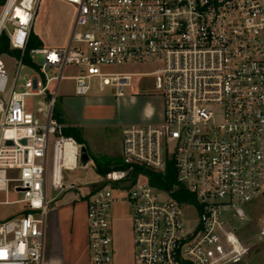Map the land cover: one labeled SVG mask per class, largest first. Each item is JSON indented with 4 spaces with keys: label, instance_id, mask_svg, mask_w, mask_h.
Masks as SVG:
<instances>
[{
    "label": "built area",
    "instance_id": "1",
    "mask_svg": "<svg viewBox=\"0 0 264 264\" xmlns=\"http://www.w3.org/2000/svg\"><path fill=\"white\" fill-rule=\"evenodd\" d=\"M41 1L0 7V45L6 36L20 50L0 54V204H25L0 221V264H44L49 186L76 188L64 171L82 167L83 144L64 135L54 113L62 80L73 81L76 96L109 90L120 98L136 76L154 77L162 109L123 127V163L156 172L172 164L177 182L155 186L132 168L102 175L87 197L90 264H114L110 210L122 200L132 207L133 264L244 259L250 248L239 230L264 195V0H55L74 8L67 45L26 52ZM4 57L13 60L11 80ZM129 64L155 68L109 71ZM36 96L47 103L44 121L27 107ZM66 144L74 160L66 161ZM11 183L22 198L8 199ZM180 185L193 200L175 197ZM258 226L262 240L264 212Z\"/></svg>",
    "mask_w": 264,
    "mask_h": 264
},
{
    "label": "rangeland",
    "instance_id": "2",
    "mask_svg": "<svg viewBox=\"0 0 264 264\" xmlns=\"http://www.w3.org/2000/svg\"><path fill=\"white\" fill-rule=\"evenodd\" d=\"M74 21V8L70 5L55 1L42 0L40 2L33 33L42 41L41 47H65L71 34ZM38 48V47H33ZM8 63L9 78H13V60L10 57H4ZM42 62V58L39 57ZM154 65L150 64H129L109 67V71L122 72H146L153 70ZM73 72V69L68 68L65 71L66 75ZM53 89V86H52ZM46 100L42 96L31 97L27 100L28 109L43 120V111L40 107L46 105ZM151 108L161 111V101L159 94L155 88L154 77L152 76H136L133 80V85L127 90L125 97L117 98L114 94L106 90L99 92L94 90L87 96H76L73 94V81L70 79L62 80L58 92L57 102L54 113H57L63 120V125L68 126L69 123H74V117L85 118V116H98L92 123L85 121V131L95 132L94 136L99 144L98 158L101 161L114 162L122 160L121 156V136L122 129L126 125L142 122L145 117L150 116ZM58 118V117H57ZM143 118V119H142ZM60 121V120H59ZM61 122V121H60ZM66 124V125H65ZM82 124V123H81ZM84 126H77L79 132ZM91 161L89 166L79 167L74 171H68L70 179H65V182H74L76 188L66 191H56L49 186L48 197L50 211L52 208H62L67 210V214L76 218L82 219L85 215L86 199L84 196L90 192V189L100 187L103 182L100 177L95 175L94 153L89 148ZM51 166V155H50ZM91 164V165H90ZM14 175H16L14 173ZM97 179H94L96 178ZM11 183L9 186L8 199L15 201L23 197V194L16 192ZM116 195H121L123 192L114 191ZM6 199V192L0 191V201ZM25 209L24 203L0 204V221L17 216ZM72 209H74L72 211ZM131 204L127 200L115 202L112 209L113 227H114V264H132L134 246L132 243V228L130 225ZM264 212V195L257 199L250 208L251 220L248 224L242 226L239 230L240 237L248 242L249 251L240 262L231 264H264V239L258 237V219ZM196 220L193 215L192 224Z\"/></svg>",
    "mask_w": 264,
    "mask_h": 264
},
{
    "label": "crops",
    "instance_id": "3",
    "mask_svg": "<svg viewBox=\"0 0 264 264\" xmlns=\"http://www.w3.org/2000/svg\"><path fill=\"white\" fill-rule=\"evenodd\" d=\"M76 119L75 124L77 126H84L81 131V137L86 142L87 148L93 151L94 157L98 158V153L100 151V146L94 136L95 132L86 133L85 121L87 123H92L96 120L98 116H85L79 118L78 116L74 117ZM160 115L156 117V120H160ZM143 119V118H142ZM144 120H147L145 117ZM142 120V121H144ZM82 123V124H81ZM66 125V124H65ZM69 126H74V123H69ZM121 151H122V136H121ZM90 154V153H89ZM91 161V160H90ZM90 163V162H89ZM89 163L84 168L89 166ZM94 161L91 162V164ZM90 164V165H91ZM94 165V164H93ZM96 172V169H94ZM68 171H64V179H70V176L67 174ZM95 175L98 177L101 176L97 172ZM94 178V179H97ZM92 189H90L91 191ZM90 193V192H89ZM87 196H84L86 199L85 205V215L82 219L76 218L67 214V210L62 208H52L47 216V227H46V242H45V253H44V264H90V251H89V239H88V223H87ZM115 204V203H114ZM110 210V220H111V229H112V238L114 243V227H113V214L112 209ZM74 209H72L73 211ZM130 212V225L132 228V207ZM74 212V211H73ZM133 232V231H132ZM133 243V235H132ZM133 256V252H132ZM133 264V263H132Z\"/></svg>",
    "mask_w": 264,
    "mask_h": 264
},
{
    "label": "trees",
    "instance_id": "4",
    "mask_svg": "<svg viewBox=\"0 0 264 264\" xmlns=\"http://www.w3.org/2000/svg\"><path fill=\"white\" fill-rule=\"evenodd\" d=\"M6 0H0V7L5 3ZM43 45V41L32 32L31 39L29 42V45L27 47L26 52L33 48V47H41ZM3 52H9L13 55L19 56L20 55V50L14 49L10 50L9 49V42L8 38L6 36H3L1 39V45H0V54ZM26 62L30 61V58L28 55L25 58ZM58 119L63 123L62 118L55 113ZM63 133L66 136H72L74 137L79 143L85 144L86 142L82 139L79 129L74 126H64ZM87 146V145H86ZM94 160V165L95 169L98 174L100 175H105L107 172L113 169H130L132 168V177L135 178L137 177L140 173H143L148 176L150 182L159 187H164V188H171L176 182V173L174 170V167L171 165H168L167 170L165 172H156L151 169H148L144 166L137 165V164H126L123 163L120 160H115L114 162H111V160L108 161H101L99 158H93ZM175 197L178 198L179 200H183L185 197L188 199L193 200L194 199V194L189 192L184 186L180 185L179 188L176 190Z\"/></svg>",
    "mask_w": 264,
    "mask_h": 264
},
{
    "label": "water",
    "instance_id": "5",
    "mask_svg": "<svg viewBox=\"0 0 264 264\" xmlns=\"http://www.w3.org/2000/svg\"><path fill=\"white\" fill-rule=\"evenodd\" d=\"M23 143H26V140H22ZM8 144H13V141H7ZM91 160L89 150L85 144L81 146L80 149V163L82 166H86ZM131 173V170H128L124 173V176L127 178Z\"/></svg>",
    "mask_w": 264,
    "mask_h": 264
},
{
    "label": "bare ground",
    "instance_id": "6",
    "mask_svg": "<svg viewBox=\"0 0 264 264\" xmlns=\"http://www.w3.org/2000/svg\"><path fill=\"white\" fill-rule=\"evenodd\" d=\"M65 150L66 161L74 160L75 147L71 144H66Z\"/></svg>",
    "mask_w": 264,
    "mask_h": 264
}]
</instances>
